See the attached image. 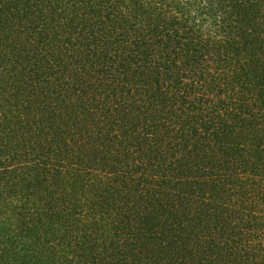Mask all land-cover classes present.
Here are the masks:
<instances>
[{
    "label": "trees",
    "instance_id": "16d2710c",
    "mask_svg": "<svg viewBox=\"0 0 264 264\" xmlns=\"http://www.w3.org/2000/svg\"><path fill=\"white\" fill-rule=\"evenodd\" d=\"M0 264H264V0H0Z\"/></svg>",
    "mask_w": 264,
    "mask_h": 264
}]
</instances>
